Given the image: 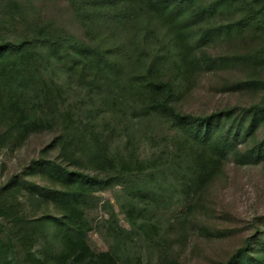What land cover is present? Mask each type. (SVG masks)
Listing matches in <instances>:
<instances>
[{
  "label": "rangeland",
  "instance_id": "rangeland-1",
  "mask_svg": "<svg viewBox=\"0 0 264 264\" xmlns=\"http://www.w3.org/2000/svg\"><path fill=\"white\" fill-rule=\"evenodd\" d=\"M114 1L106 8L120 11L122 16L101 20L78 17L70 0H0V44L29 39L34 36V23L39 22L53 33L75 37L107 54L113 82L92 83L90 73L84 78L70 70V63L48 66L64 87L65 106L73 108L76 120L89 119L95 131L110 135L107 150L111 156H119L128 147L141 159L159 156L171 166L156 178L145 174L122 183L111 181L114 183L105 189L82 195L79 209L88 245L97 253H112L123 263L141 264H227L241 250L249 258L264 254V162L241 166L230 157L211 182L196 185L193 174L183 171L192 159L182 133L149 111L144 96L131 97L125 88L117 89L134 84L130 82L133 78L147 77L146 67L154 60L163 80L175 79L174 45L166 29L142 6L134 2L117 6ZM215 1L222 4L191 31L196 46L211 28L232 24L239 28L249 21L250 25L242 34L234 30L229 37L216 32L199 52L232 57L264 46V33L259 32L264 28V0L257 15L252 13L250 0H203V4ZM259 74L264 77V70ZM254 76L242 63L217 72H197L176 89L172 104L186 115L204 117L232 111L240 118L246 108L264 100V92H232L228 84ZM112 97L120 101L110 110L107 100ZM60 129L57 125L36 133L18 149L0 150V208L8 212L0 217V238L6 244L8 262L53 264L58 253L54 236L43 237L48 233L36 231L31 224L48 216L62 217L55 204L45 199L48 192L60 189L47 177L53 172L51 167L54 172L67 168L105 177L84 160L74 165L63 162L58 151L50 148ZM262 136L260 131L256 140ZM101 144L104 149L103 140ZM148 185L155 190L145 194L146 212L135 228L127 209L136 200L138 189ZM144 222L156 229L149 237L141 231ZM31 232L41 236L34 243L28 240ZM22 243H31V249L23 250Z\"/></svg>",
  "mask_w": 264,
  "mask_h": 264
},
{
  "label": "trees",
  "instance_id": "trees-1",
  "mask_svg": "<svg viewBox=\"0 0 264 264\" xmlns=\"http://www.w3.org/2000/svg\"><path fill=\"white\" fill-rule=\"evenodd\" d=\"M109 1L70 0L80 18L96 17L103 20L111 16L121 17L122 12L106 8ZM132 2L146 9L166 29L175 49L172 66L176 77L163 80L154 60L146 67L147 77L133 78L130 82L134 84L117 89L125 88L131 97L144 96L149 111L164 117L182 133L189 143L192 159L183 171L192 173L196 185H202L211 182L217 170L230 157L241 166L263 163L264 100L246 108L240 118H235L232 111L204 117L186 115L179 113L172 104L176 89L186 77L197 72H217L236 63L245 64L254 71L255 76L228 84L230 91L264 92V77L259 74L264 70V46L237 57L215 58L206 50H198L207 47L203 45H207L216 32L228 37L234 35V30L242 34L250 21L248 24H239V28L234 24L211 28L201 35L199 46H196L191 35L192 29L200 26L207 15L214 14L222 1L207 6H204L203 0H115L113 3L120 6ZM262 3L263 0H250L253 15L262 12ZM33 31L34 36L29 39L0 44V150L18 149L32 135L53 130L58 125L61 129L50 148L58 151L64 163L74 165L84 160L88 167L105 174V177H93L67 168H59L54 172V167H51L50 171L53 172L48 173L47 177L60 189L48 192L45 199L55 204L62 217L37 219L31 223L32 228L36 231L44 229L48 234L43 237L52 234L58 241V253L53 257V264H141L123 263L110 252L97 253L90 248L79 199L82 195L109 187L114 183L111 181L122 183L145 174L156 178L170 170L171 166L159 156L141 159L132 154L128 147L119 156H111L107 150L110 135L95 131L89 119L87 122L80 118L76 120L73 108L65 106L64 87L55 81L48 66L70 63V70L80 73L82 77L90 73L92 83L113 82L109 77L112 67L107 62V54L75 37L53 33L47 25L39 22L34 23ZM259 32L264 33V28H260ZM89 97H93V94ZM107 101L111 110L120 99L112 97ZM225 122L230 124L225 125ZM222 126L224 128L221 129ZM260 131H263V136L256 140ZM77 142L81 147L78 148ZM154 190L152 185L139 188L136 200L127 209V216L135 228L146 212L148 203L143 201L145 194H152ZM5 215L8 212L0 208V217ZM152 230L156 229L150 223L141 225V231L147 237ZM121 232L127 233L125 229ZM38 237L41 236L31 232L28 240L34 243ZM21 245L23 250L31 249L32 246L31 243L30 246ZM6 251V244L0 238V264H23L5 260ZM227 264H264V254L249 258L241 250Z\"/></svg>",
  "mask_w": 264,
  "mask_h": 264
}]
</instances>
